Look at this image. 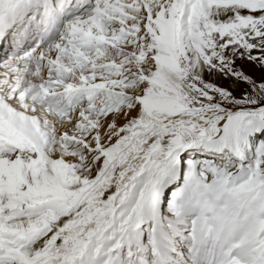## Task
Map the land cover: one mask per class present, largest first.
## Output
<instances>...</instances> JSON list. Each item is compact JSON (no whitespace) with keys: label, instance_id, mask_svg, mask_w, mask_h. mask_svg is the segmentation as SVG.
<instances>
[{"label":"snow or ice","instance_id":"6c2138e0","mask_svg":"<svg viewBox=\"0 0 264 264\" xmlns=\"http://www.w3.org/2000/svg\"><path fill=\"white\" fill-rule=\"evenodd\" d=\"M0 264H264V0H0Z\"/></svg>","mask_w":264,"mask_h":264}]
</instances>
